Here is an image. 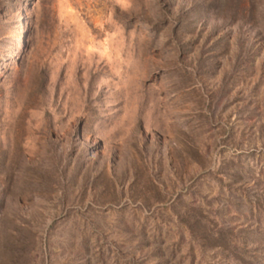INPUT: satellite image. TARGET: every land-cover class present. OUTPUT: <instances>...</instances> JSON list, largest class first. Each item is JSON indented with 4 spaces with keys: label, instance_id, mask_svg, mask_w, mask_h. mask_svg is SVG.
I'll use <instances>...</instances> for the list:
<instances>
[{
    "label": "rangeland",
    "instance_id": "374dc122",
    "mask_svg": "<svg viewBox=\"0 0 264 264\" xmlns=\"http://www.w3.org/2000/svg\"><path fill=\"white\" fill-rule=\"evenodd\" d=\"M0 264H264V0H0Z\"/></svg>",
    "mask_w": 264,
    "mask_h": 264
}]
</instances>
